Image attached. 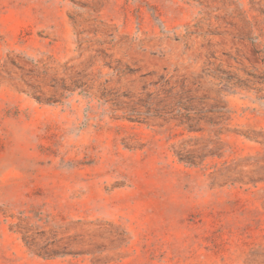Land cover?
<instances>
[{"label": "rangeland", "instance_id": "rangeland-1", "mask_svg": "<svg viewBox=\"0 0 264 264\" xmlns=\"http://www.w3.org/2000/svg\"><path fill=\"white\" fill-rule=\"evenodd\" d=\"M0 264H264V0H0Z\"/></svg>", "mask_w": 264, "mask_h": 264}]
</instances>
